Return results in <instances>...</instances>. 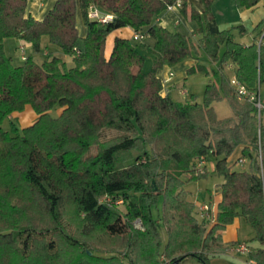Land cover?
Instances as JSON below:
<instances>
[{"label": "trees", "instance_id": "trees-1", "mask_svg": "<svg viewBox=\"0 0 264 264\" xmlns=\"http://www.w3.org/2000/svg\"><path fill=\"white\" fill-rule=\"evenodd\" d=\"M29 1L0 0V264H209L211 256L238 244L221 237L236 217H244L254 233L257 246H248V257L264 264V150L260 165L255 108L237 99L224 74L228 66L257 90L264 83V44L245 46L230 29H220L210 10L213 0H202V14L182 0L179 10L201 24L198 46L215 68L201 103L194 96L180 102L157 76L196 49L189 35L155 21L175 0H55L41 19L27 13ZM91 4L113 19H89ZM125 27L152 39L150 71L142 69L144 57L134 44L140 40L115 37L106 56L107 36ZM233 28L242 35V25ZM43 37L71 65L44 52ZM6 38L32 49L22 65L6 55ZM37 54L51 56L38 60ZM196 60L186 74L205 70ZM221 100L232 116L217 115L214 103ZM26 105L37 115L34 122L13 135L3 129V121ZM201 156L222 177L220 201L209 219L197 217L184 188L209 173L207 165L202 173L196 170ZM240 157L246 170L234 169ZM159 223L167 235L162 249ZM96 231L122 240L125 251L110 255L94 248L88 240Z\"/></svg>", "mask_w": 264, "mask_h": 264}, {"label": "rangeland", "instance_id": "rangeland-1", "mask_svg": "<svg viewBox=\"0 0 264 264\" xmlns=\"http://www.w3.org/2000/svg\"><path fill=\"white\" fill-rule=\"evenodd\" d=\"M33 1L35 2L36 0H32V2ZM48 1L49 0H44L43 7L47 6ZM29 4H31V1H29ZM220 26L222 28H226V27H230V24L228 26H224V24H221ZM79 27L80 28L82 27V24L80 22H79ZM171 29L176 30V31H181V32L187 31L186 29H184L183 22H181V25H179L178 27H171ZM230 31H232V34L235 35L236 40L247 41L248 37L247 36L240 37L232 26L230 27ZM114 36H115V32H112L107 36L106 46H107V43L111 41ZM45 39L47 38L46 37L42 38V47H45L53 55H56L62 58L64 54L62 53L61 49L58 47H55L53 49V47H51V45L48 44L45 41ZM134 44L136 45L138 51L144 57L143 67H142L143 72L150 71L153 65L152 39L150 37H145L143 40L134 42ZM20 45H22V42L15 38H6L3 41L4 51L6 55L11 58V61L15 66L22 65L24 63V60L22 59V56H21L22 51L20 49ZM24 46H25V54H27L28 52H31L32 49L28 45L25 44ZM106 54H108V52ZM192 55H195L199 59L200 64H202L205 67V70H198V71H194L193 73L186 74L185 70H181L183 66L182 65L183 61L174 66H171V70L173 71L172 76L174 75L173 78L175 80V84L171 88V97L175 101L187 102L191 99L192 96H194L196 101L201 103L205 85L207 84L209 77L211 78L213 77V74L211 73V69H213L214 66L212 67L210 64V61L207 59L205 50L201 46H196V49L195 51H193ZM50 56H42L39 54L36 55L38 60L40 59L43 60L46 57H50ZM260 57L263 60V64H264V51L261 52ZM64 58H65L66 63L68 65H71V58L68 56H64ZM189 59H191V57H188L186 60H189ZM177 66H181L179 67L180 69H178ZM206 71L209 72V75L206 74ZM224 74L227 77L231 78L233 75V70L229 68L228 66H224ZM183 90L185 92L187 91V94H181L182 93L181 91ZM259 90H260V94L264 102V83L261 84ZM214 108L216 110L217 115L220 118L233 115V111L226 100L215 102ZM59 111H60V108L55 107L53 110H51V115L56 117ZM2 128L7 130L10 134L13 135L16 132H20L21 129L23 128V125L20 123L17 117L11 115L9 118L3 121ZM112 133L108 131L106 133V136H111ZM95 151H96V147L93 146L91 148V153H95ZM238 156H239V151L235 150L232 158L230 159L231 162L234 159H237ZM207 169L209 173L206 175V177L199 178L196 180H191L184 184V188L190 192V199L194 202L196 211L200 205L213 202V199L216 196L215 194H216L217 187L222 181V177L212 172V167L210 163H208ZM234 169L235 170H246L247 165H241L238 162L237 164H235ZM117 207L120 211L123 210V206L121 204L117 205ZM74 214H75L74 207L72 205H69L66 209V217H68V220H70L71 222L70 225L72 228H73V225L75 226V222H76L75 221L76 218ZM196 215L198 218H200L199 213H196ZM243 222L246 223V221H243ZM158 229H159V233H160V237L162 241V245H161V249H162V247L164 246L166 242L167 235H166L165 227L163 226L162 223L158 224ZM240 235L241 237H247V235L242 231ZM248 240H251V239L249 238ZM88 241L90 242V245L94 246V248H96L97 250L107 252V254H110V255L112 254L115 255L118 252L125 251L124 242L122 240L118 238L108 237L107 235H104L99 231L94 232L93 235L91 236V239Z\"/></svg>", "mask_w": 264, "mask_h": 264}, {"label": "crops", "instance_id": "crops-1", "mask_svg": "<svg viewBox=\"0 0 264 264\" xmlns=\"http://www.w3.org/2000/svg\"><path fill=\"white\" fill-rule=\"evenodd\" d=\"M54 1L55 0H49L47 6L43 7L44 0H36L35 2L34 1L32 2L31 0V4L28 3L27 5V9H26L27 13L31 14L36 19H41L48 11V9L53 5ZM245 1L247 0H244V2ZM185 2L187 6L194 8L195 11H197L198 13L200 14L203 13L204 5L202 0H185ZM210 10L220 29H230L231 26L234 27L237 25L243 26L242 35L241 34L238 35L240 37L247 36L248 39L247 41H240V40L238 41L235 38L236 41L247 46L259 38L260 36L259 32L264 26V0H256L253 4L242 5L240 7L237 6L236 0H213ZM79 16L80 13H77L76 24L79 30V35L83 36L85 34V27L83 25L81 16L80 17ZM202 19L203 18L201 17V20ZM155 21L157 23H160L164 27H167L168 29H171V27H178L179 25H181V22H183L184 29H186L187 31H183L182 33L189 35L195 46H198V40L203 35L202 29L199 26L201 24L196 20H191L189 17V13L187 14V16H184V14L181 13L179 9L164 12ZM79 22L82 24L81 28L79 27ZM221 24H224V26H228L230 24V27L222 28L220 26ZM113 32H115V36L112 38L111 41L107 43V46L105 47V54L108 52L106 56H108L111 51L113 40L115 37H123V38L131 39L133 33V31L129 27L121 28ZM45 41L48 44H50L48 42V39H45ZM50 45L51 47H53V49L57 47L52 44ZM44 52H48V50L45 48ZM64 56L62 58L65 60ZM196 61H197L196 56L193 55L191 59L183 61L182 64L183 66L181 70H186L190 65H192ZM177 67L178 69H180L179 67L181 66H177ZM169 73H173L171 67L164 66L162 69L158 70L157 76L160 79H163L166 78ZM173 76L168 81L163 83L165 92L166 91L169 92L170 95H171V88L175 84V80ZM181 92H182L181 94H187V91L185 92L183 90ZM12 115L18 118L20 123L23 125V128L31 125L37 117V115L35 114V112L33 111L30 105H26L21 112H15ZM237 150L239 151V155H240V148H238ZM215 195L216 196L214 197L213 202L207 204L209 206L210 213L216 212L217 204L220 201V194L218 193L217 190ZM198 208H197V213H198ZM243 221H246L244 217H236L231 224L225 227V229L221 233V237L224 243L238 242V243H245L247 246L250 247L257 246V243L255 241H252L254 237L252 228L247 223V221H246L247 224ZM241 231L244 232L247 235V237H241L240 235ZM249 238L251 240H248ZM233 248L234 247H230L221 254L211 256L209 259V264H251V259L248 257V254H238L234 252ZM180 264H200V263H198L196 260L184 259L180 262Z\"/></svg>", "mask_w": 264, "mask_h": 264}, {"label": "built area", "instance_id": "built-area-1", "mask_svg": "<svg viewBox=\"0 0 264 264\" xmlns=\"http://www.w3.org/2000/svg\"><path fill=\"white\" fill-rule=\"evenodd\" d=\"M182 0H175L173 3L169 4L166 7V12L177 10L181 7ZM87 16L89 19L96 20L100 23H106L113 19V15L110 13H103L100 11V9L94 5L91 4L88 9ZM260 36L257 39V44H264V29L259 33ZM145 37V34L140 32H133L132 38L134 40H143ZM20 49L22 51V59L24 60L26 57L25 54V46L22 44L20 45ZM172 76V73H169L168 76L163 80V83L168 81ZM230 84L234 88L236 97L240 101L249 102L253 105L256 112V120H257V141L255 146V154L257 157V161L261 165L262 162V154L264 150V102L260 94V90L258 87L257 90H249L243 83H241L237 77L233 74L230 78ZM239 164L244 165L246 163V159L244 157H240L238 159ZM208 165V161L205 156H201L198 158L197 164H196V170L198 173L204 172L205 166ZM198 213L201 218L209 219L211 217L209 206L207 204L200 205L198 208ZM134 226L136 228H140L141 224L138 220H136L134 223ZM234 252L238 254H248L249 248L245 243H238L236 246H234ZM251 264H254V261L251 260Z\"/></svg>", "mask_w": 264, "mask_h": 264}]
</instances>
